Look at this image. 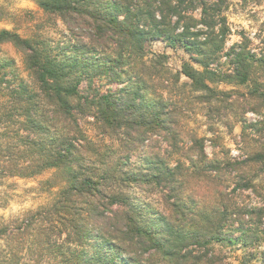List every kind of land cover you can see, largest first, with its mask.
<instances>
[{
	"label": "trees",
	"instance_id": "obj_1",
	"mask_svg": "<svg viewBox=\"0 0 264 264\" xmlns=\"http://www.w3.org/2000/svg\"><path fill=\"white\" fill-rule=\"evenodd\" d=\"M33 1L68 39L0 28V178L61 174L42 182L56 188L48 204L0 220V264H226L222 241L246 264L264 244V35L259 51L246 34L226 46L227 0ZM152 38L200 69L184 61L171 72L165 53L147 57ZM184 88L193 100L170 98ZM194 101L210 139L186 128ZM222 112L242 123L243 156L219 142L209 120ZM130 186L159 192L160 208L136 207ZM251 195L259 202H244Z\"/></svg>",
	"mask_w": 264,
	"mask_h": 264
},
{
	"label": "rangeland",
	"instance_id": "obj_2",
	"mask_svg": "<svg viewBox=\"0 0 264 264\" xmlns=\"http://www.w3.org/2000/svg\"><path fill=\"white\" fill-rule=\"evenodd\" d=\"M227 8L224 14L227 17V22L230 27V34L226 39V46H229L239 41L240 34H246L252 40L251 47L255 51L261 48V38L264 35V0H227ZM0 28H7L16 30L21 34H29L33 32H40L48 38H53L56 41H65L68 39L65 29L60 21L51 14H45L35 4L33 0H0ZM196 16H199V11H194ZM66 34V35H65ZM65 36V37H64ZM2 49L17 61L19 68H22L20 57L14 49L8 45H2ZM150 54L147 57L156 55L158 53H165L167 55L166 64L171 72L180 70L181 64L184 61H189L196 68L200 69V65L189 57V54L182 48L173 49L165 44V42L158 38H152L150 41ZM225 59H222L221 67L227 68ZM215 66V65H213ZM185 76H181V82H188ZM99 84L104 85V81H98ZM101 88H105L103 86ZM211 86L218 90L231 91L232 93L240 94L244 92L242 87L225 84L222 82L212 83ZM177 92H172L170 98L177 102L187 103L192 99V92L188 88H184V93L178 94L181 89H176ZM194 103V104H193ZM191 104L185 105L190 107L184 109L187 117L186 128L194 131L198 136H206L209 139L213 134L208 130V119L204 116L206 109L195 101ZM221 115V116H220ZM217 118L209 120L212 123L215 133L220 135V141L229 149V154L232 157L243 156L247 151L243 143L240 141V133L242 123L236 118L225 112H222ZM247 121L257 119L252 112L245 114ZM82 127L85 135L95 141L102 140L103 137L95 130L92 123L84 122ZM214 131V130H213ZM107 142V141H106ZM206 151L208 155L211 153V142L206 141ZM132 161L136 164H141L140 156L132 157ZM54 170H46L39 175L30 178H23L18 176H7L0 178V220L8 221L16 217H20L28 210H34L41 205L48 204L55 194V189H49L47 185L42 184L45 179L52 178L59 179L60 172L53 173ZM124 191L134 199L136 207L154 209L160 208L159 192L148 195L143 190L130 186ZM244 202L252 201V203L259 202L258 198L253 195L250 198L242 196ZM149 206V209L148 207ZM216 250L224 257L226 264H240L243 249H240L235 244L227 242H218L215 244ZM264 249V244L258 242L253 250L255 254H245L244 259L246 264H261V253Z\"/></svg>",
	"mask_w": 264,
	"mask_h": 264
}]
</instances>
